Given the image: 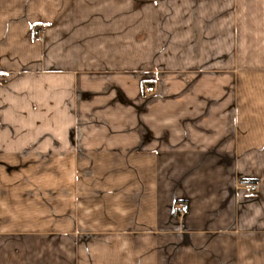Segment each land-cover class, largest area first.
I'll return each instance as SVG.
<instances>
[{
	"label": "crops",
	"instance_id": "obj_1",
	"mask_svg": "<svg viewBox=\"0 0 264 264\" xmlns=\"http://www.w3.org/2000/svg\"><path fill=\"white\" fill-rule=\"evenodd\" d=\"M234 4L264 0H0V264H264V15Z\"/></svg>",
	"mask_w": 264,
	"mask_h": 264
},
{
	"label": "rangeland",
	"instance_id": "obj_2",
	"mask_svg": "<svg viewBox=\"0 0 264 264\" xmlns=\"http://www.w3.org/2000/svg\"><path fill=\"white\" fill-rule=\"evenodd\" d=\"M8 6H9V11H22L23 10L22 8L24 7L25 8V11H24L25 13H36L37 12V9L35 7H34V9L32 11H30L29 7H33L31 5H8ZM230 6H232V5H229V7ZM49 7H51V5H39V9L38 10H39V12L41 14L49 15V13H52V11L49 10ZM233 8H234L233 9L234 13H236L238 16L240 15L241 12L246 13L247 16H248V23L250 25H252V24H256L257 25V23H258L257 15L258 14L263 13V15H264V5H261V4L260 5L247 4V5H244V7H243L244 9L243 10H241L240 5L234 4ZM247 16H244V17H247ZM47 24L48 23L41 24L40 26L38 25L34 29H32L34 35L36 37L42 38L43 35L47 34L48 31H49V27L48 26L47 27L44 26V25H47ZM261 26H260V28H261ZM249 39H250V47H256L257 46V36L255 34L254 35H250V33H249ZM259 47H264V42L262 44L259 43ZM248 54H249V64H250L249 67L252 68V67H255V66H259L258 57H257V55H258L257 51H253V49L250 48L248 50ZM14 71H10V70L7 71V72L6 71H2V74L0 75V83L4 82L3 79H8V84L5 85L4 87H2L1 90L2 91H8L9 94H11L13 96H14V94H16V86H17V83H18L17 82L18 81V76H16L17 74L16 75L14 74ZM2 85H4V84H2ZM148 86H150V85H148ZM147 87H146V91L149 92L147 90ZM153 91H154V86H153V90L150 91V92H153ZM13 104H15V101L13 102ZM10 110L12 112L16 111V106L15 107H14V105H13V107L10 106ZM16 118H17V116L15 114L8 116V119H10V124L12 123L11 125L14 126V127H16ZM1 119H2V116H0V120ZM250 181H254V180H250ZM254 182H256V181H254ZM173 244L174 243L168 244L169 245V250L170 251L171 250L178 251V250H175L174 246H172ZM164 247H167V245L164 246ZM163 263H165V264H177V261H176V259L169 260V261L165 260V262H163ZM216 264H224V263H223V261H221V263L219 261H217Z\"/></svg>",
	"mask_w": 264,
	"mask_h": 264
},
{
	"label": "built area",
	"instance_id": "obj_3",
	"mask_svg": "<svg viewBox=\"0 0 264 264\" xmlns=\"http://www.w3.org/2000/svg\"><path fill=\"white\" fill-rule=\"evenodd\" d=\"M147 90L150 92L153 90V86H148ZM242 188L248 193H255L258 189V184L254 181L246 180L242 182ZM188 206L185 203H181L177 206V211L180 216L187 213Z\"/></svg>",
	"mask_w": 264,
	"mask_h": 264
},
{
	"label": "trees",
	"instance_id": "obj_4",
	"mask_svg": "<svg viewBox=\"0 0 264 264\" xmlns=\"http://www.w3.org/2000/svg\"><path fill=\"white\" fill-rule=\"evenodd\" d=\"M38 25H39V24H37V25H34V26H33V29H34L36 26H38ZM39 26H40V25H39Z\"/></svg>",
	"mask_w": 264,
	"mask_h": 264
}]
</instances>
